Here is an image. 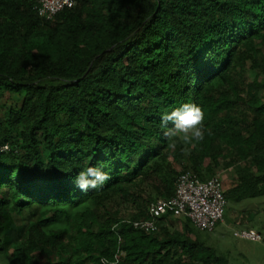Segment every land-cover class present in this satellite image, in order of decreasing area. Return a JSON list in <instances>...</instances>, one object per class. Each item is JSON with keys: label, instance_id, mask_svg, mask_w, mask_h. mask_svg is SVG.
Listing matches in <instances>:
<instances>
[{"label": "trees", "instance_id": "16d2710c", "mask_svg": "<svg viewBox=\"0 0 264 264\" xmlns=\"http://www.w3.org/2000/svg\"><path fill=\"white\" fill-rule=\"evenodd\" d=\"M72 1L45 21L0 0V262L230 264L185 218L130 222L186 170L232 169L228 204L264 195V0ZM183 104L205 138L173 149L161 117ZM87 166L109 180L82 193Z\"/></svg>", "mask_w": 264, "mask_h": 264}, {"label": "built area", "instance_id": "2783aa9c", "mask_svg": "<svg viewBox=\"0 0 264 264\" xmlns=\"http://www.w3.org/2000/svg\"><path fill=\"white\" fill-rule=\"evenodd\" d=\"M38 17L52 21L65 9L73 7L72 0H36ZM7 147H0V151ZM225 188L218 173L201 180L191 171L180 172L175 181L174 193L168 199H157L147 207L144 219L128 221L136 230L155 232L159 222L185 218L200 232H212L224 221L227 201ZM233 236L253 242L264 240V233L254 230L235 231Z\"/></svg>", "mask_w": 264, "mask_h": 264}, {"label": "rangeland", "instance_id": "374dc122", "mask_svg": "<svg viewBox=\"0 0 264 264\" xmlns=\"http://www.w3.org/2000/svg\"><path fill=\"white\" fill-rule=\"evenodd\" d=\"M257 73L264 79L260 68L257 69ZM254 76L255 72H247L248 81H251ZM217 173L224 188L234 183L235 174L232 169L219 170ZM114 206L126 215L124 205L115 203ZM175 227L178 228V223H175ZM241 230L264 233V195L245 199L239 203H227L223 223L212 232H197V235L207 246L225 255L230 264H264V240L253 242L235 238L233 233ZM0 264L3 263L0 262Z\"/></svg>", "mask_w": 264, "mask_h": 264}, {"label": "clouds", "instance_id": "9594fccd", "mask_svg": "<svg viewBox=\"0 0 264 264\" xmlns=\"http://www.w3.org/2000/svg\"><path fill=\"white\" fill-rule=\"evenodd\" d=\"M203 119L201 108L193 104L180 105L163 115L161 127L167 130L165 133L167 136L174 138L170 147L176 148V140L183 145H194L203 141L205 138ZM108 180L109 175L101 167L87 166L72 177L71 183L75 189L85 193L102 188ZM3 264L9 262L4 261ZM101 264H109L108 258H101Z\"/></svg>", "mask_w": 264, "mask_h": 264}]
</instances>
